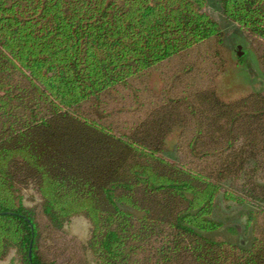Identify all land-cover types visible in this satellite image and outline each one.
<instances>
[{"label": "trees", "instance_id": "trees-1", "mask_svg": "<svg viewBox=\"0 0 264 264\" xmlns=\"http://www.w3.org/2000/svg\"><path fill=\"white\" fill-rule=\"evenodd\" d=\"M217 2L264 44V0ZM206 6L0 0V263L264 264V93L222 99ZM220 195L249 244L210 237Z\"/></svg>", "mask_w": 264, "mask_h": 264}, {"label": "rangeland", "instance_id": "rangeland-1", "mask_svg": "<svg viewBox=\"0 0 264 264\" xmlns=\"http://www.w3.org/2000/svg\"><path fill=\"white\" fill-rule=\"evenodd\" d=\"M206 11L217 20L225 32L224 54L227 62V70L224 76L219 79V92L226 102L234 101L252 92L264 93V44L249 40L232 23L228 22L221 13L217 0H206ZM152 87L158 89L161 85L157 75L151 81ZM176 133H173L166 143L164 155L169 159H175ZM252 209V206L233 207L227 209L222 196L216 200V219L223 222L224 227L210 237L217 240H227L236 243L249 244L251 234L246 233L244 226V213ZM234 228L236 233L230 229ZM66 230L86 241L89 231L88 222L82 218H75ZM89 264H96L93 257L88 255ZM0 264H12L9 260ZM14 264V263H13ZM17 264V263H15Z\"/></svg>", "mask_w": 264, "mask_h": 264}]
</instances>
